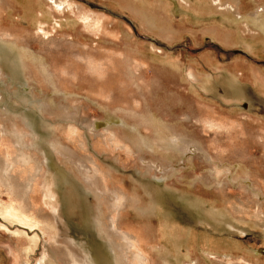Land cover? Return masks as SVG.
I'll use <instances>...</instances> for the list:
<instances>
[{
  "label": "rangeland",
  "instance_id": "1",
  "mask_svg": "<svg viewBox=\"0 0 264 264\" xmlns=\"http://www.w3.org/2000/svg\"><path fill=\"white\" fill-rule=\"evenodd\" d=\"M138 1L0 0V264H264V44L212 0Z\"/></svg>",
  "mask_w": 264,
  "mask_h": 264
},
{
  "label": "bare ground",
  "instance_id": "2",
  "mask_svg": "<svg viewBox=\"0 0 264 264\" xmlns=\"http://www.w3.org/2000/svg\"><path fill=\"white\" fill-rule=\"evenodd\" d=\"M140 1V0H139ZM138 1V2H139ZM144 1V0H143ZM142 1V2H143ZM181 1H183V2H185L186 3V0H181ZM253 1V0H252ZM55 4H56V6L57 7H59V8H62V7H65L66 5H64L63 3H61V2H57V1H53ZM141 2V1H140ZM141 2V3H142ZM156 2V1H155ZM187 2H189V0H187ZM198 2V1H197ZM196 2V3H197ZM254 2V1H253ZM256 2V1H255ZM132 3V2H131ZM192 3V2H191ZM140 4V3H139ZM134 5V4H133ZM136 5H137V3H136ZM143 5V4H142ZM151 5V4H150ZM149 5V6H150ZM188 5V4H187ZM196 5V4H195ZM194 5V6H195ZM206 5V4H205ZM241 5H242V0H212V4L209 6V11L211 10V12L212 11H216V12H219V13H221L227 20H230L232 23H236L235 24V26H240L241 27V29H242V31H243V34H246V35H249V36H251V37H254V38H256V39H258V40H260L261 41V43L262 44H264V6L263 7H260V8H257V9H255L254 11H251V12H248V13H243V11H242V8H241ZM53 6V5H52ZM139 6V5H138ZM157 6H158V3H157ZM160 6H161V4H160ZM193 6V7H194ZM197 6V5H196ZM200 7L202 6V5H199ZM243 6H245V4H243ZM247 6V5H246ZM136 7V6H135ZM145 7H146V3H145ZM164 7V6H163ZM199 7V8H200ZM129 8V7H128ZM138 8V7H137ZM143 8V7H142ZM155 8V7H154ZM197 8V7H196ZM195 8V9H196ZM198 8V9H199ZM66 9V8H65ZM136 9V8H135ZM145 9V8H144ZM159 9V8H158ZM161 9V8H160ZM198 9L196 10V11H198ZM206 10V7H205V9H204V11ZM139 12H141L142 14H143V16H145V18H146V21H147V26H148V28L149 29H151V32H152V30H157V31H160V32H169V33H171L172 31L169 29V27H166L164 24H163V22H162V19L161 18H159L157 15H153V14H150V13H147V12H145V11H139ZM150 12V11H149ZM164 12V11H163ZM137 15H139V14H137ZM143 16H141V17H143ZM162 17V16H161ZM223 17V18H224ZM222 18V19H223ZM143 19V18H142ZM166 19V18H165ZM225 20V19H224ZM229 21V22H230ZM234 25V24H233ZM239 27V28H240ZM239 30V29H238ZM150 31V30H149ZM175 32V31H174ZM173 32V33H174ZM210 32V31H209ZM238 31H236L235 33H237ZM240 34V33H239ZM240 36H241V34H240ZM236 37H238V34H237V36ZM243 37V36H242ZM247 37V36H246ZM224 40L226 41V42H231V36L230 35H228V34H225V37H224ZM252 49H253V47H252ZM164 72V71H163ZM229 73V72H228ZM230 74H231V76L230 75H228L229 77H232V79H233V81H249V83L251 82L253 85H256V78L254 77V75H252V71L249 69V68H247V67H245L244 65H239V66H234L233 67V69H232V71L230 72ZM167 75V74H166ZM170 75V74H169ZM168 77V76H167ZM191 77L193 78V79H195V80H197L198 82H201V83H203V85H205V87H207V84L209 83V81L208 80H206V79H200V78H198L195 74H191ZM245 83H247V82H245ZM250 83V84H251ZM251 84V85H252ZM261 86V85H260ZM233 97L235 98V99H237L238 101H239V98H243V97H241V96H239L237 93H233ZM188 117V116H187ZM190 118V117H189ZM185 120H187V118H185ZM246 126H252L253 127V123L252 124H246ZM245 126V127H246ZM163 127V126H162ZM172 129V127H169V125L168 126H164V132H167V133H171V130ZM257 132H259V131H257ZM174 136V134H172V137ZM184 138H188V137H184ZM169 139V138H168ZM174 141H176L175 143H177L179 140H177V137H176V135H175V137H173L172 138ZM179 139H183V137H180L179 136ZM191 139V138H190ZM189 138H188V140H190ZM192 139H193V137H192ZM191 139V140H192ZM263 145H264V132H260V135L258 136V138H257ZM184 140H186V139H184ZM196 140H198V139H196ZM192 142H193V140H192ZM200 142H202V141H200ZM199 141H197V143L196 144H198V146H200V145H202L201 143H200ZM238 142V141H237ZM174 143V142H173ZM195 147V146H194ZM203 147V146H202ZM174 148V147H173ZM175 149V148H174ZM200 149H202L201 148V146H200ZM206 150V149H205ZM202 152H203V150H202ZM207 152V151H206ZM207 155V156H206ZM205 156H206V160H207V157H209L210 156V154L208 153V154H206ZM20 158L21 159H23L22 158V156H20ZM28 157H25V159H23V161L21 160H19V162H22V163H27L29 160L27 159ZM1 161V160H0ZM15 162V161H14ZM18 162V161H17ZM37 163V162H36ZM257 163V162H256ZM15 164V163H14ZM43 164V163H42ZM240 164V163H239ZM258 164V163H257ZM1 165V164H0ZM7 166L8 165H10V164H6ZM16 165V164H15ZM259 166V168H261V164L260 165H258ZM214 167V166H213ZM8 168V167H7ZM256 168V167H255ZM10 169H12V168H10ZM255 170V169H254ZM254 170H253V172H254ZM261 170V169H260ZM40 171V170H39ZM215 171V170H214ZM262 171V170H261ZM38 173V172H37ZM255 173H257V172H255ZM261 175V174H260ZM259 176V175H258ZM31 177V176H30ZM33 177V176H32ZM232 177V176H231ZM257 177V176H256ZM258 178V177H257ZM260 178V177H259ZM14 179V178H13ZM30 180H28V182L24 185L23 184V190H25L24 188L25 187H30L31 185H32V178H29ZM264 180V179H263ZM254 181V180H253ZM197 181L196 180H194L193 181V184H195ZM30 183H31V185H30ZM198 183V182H197ZM256 184V183H255ZM254 184V185H255ZM252 186V185H251ZM256 186H257V184H256ZM220 187V186H219ZM254 187V186H253ZM27 189V188H26ZM207 189V188H206ZM31 189H29V191H30ZM91 190V189H90ZM92 190L93 191H96L97 190V188L96 187H93L92 188ZM26 191V190H25ZM99 191V190H98ZM197 195V194H196ZM211 195V194H210ZM102 226H104L105 227V225H102ZM100 227V226H99ZM104 227H101L100 228V231L102 232V233H104L105 234V236H106V239L109 241L108 243H110L113 247H114V249H115V251H116V253L118 254V255H120L121 256V260H123L124 262H125V260H126V262L127 261H129L128 260V257H130L131 255H132V257L134 258L135 256L137 257V255H135L134 256V254H133V252H132V247H133V243H132V241H133V239L132 238H129L127 241L125 240V237L124 236H118V235H115V234H113V232H112V229H110L109 227H107V228H104ZM99 232V231H98ZM100 234V233H99ZM103 235V234H102ZM173 236V235H172ZM174 237V236H173ZM103 238V237H102ZM172 238V237H171ZM193 238V237H192ZM119 239V240H118ZM167 240H168V238H167ZM70 241V245L72 246V247H75V244H74V242L72 241V240H69ZM106 241V240H105ZM173 241V240H172ZM172 243V242H171ZM49 249V248H48ZM50 252V251H49ZM81 253V252H80ZM83 253V252H82ZM81 253V254H82ZM56 253H54L52 250H51V253H50V259L48 258L47 259V264H65L64 263V260H62L60 257H58V256H56L55 255ZM84 255V254H83ZM199 255V254H198ZM200 256V255H199ZM84 258H85V256H84ZM200 258H202V260L201 259H195V260H191L190 262H188L187 264H204V261H203V259L205 260V259H207V258H209L210 259V254L209 253H207V252H205L203 255H202V257H200ZM87 259V258H86ZM216 259V258H215ZM121 260H120V262H121ZM141 260V259H140ZM140 260H138L139 262H140ZM231 261V260H230ZM232 262V261H231ZM84 264H92V262H90V260H87V262L86 263H84ZM121 264V263H120ZM213 264H231L230 262H228V263H225V262H214Z\"/></svg>",
  "mask_w": 264,
  "mask_h": 264
}]
</instances>
